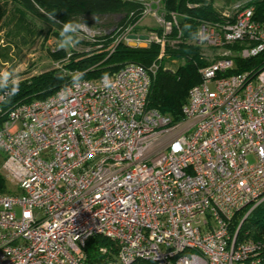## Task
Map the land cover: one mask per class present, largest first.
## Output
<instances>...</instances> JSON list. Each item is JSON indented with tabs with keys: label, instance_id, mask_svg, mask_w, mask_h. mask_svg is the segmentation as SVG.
I'll list each match as a JSON object with an SVG mask.
<instances>
[{
	"label": "built area",
	"instance_id": "1",
	"mask_svg": "<svg viewBox=\"0 0 264 264\" xmlns=\"http://www.w3.org/2000/svg\"><path fill=\"white\" fill-rule=\"evenodd\" d=\"M120 1L143 6L120 35L128 43L152 10ZM240 5L232 21L199 24L195 43L214 59L178 123L147 108L155 64L8 108L0 91L1 169L20 192L0 193V264H87L95 237L115 248V264L259 263L264 242L237 243L241 224L229 233L239 210L264 201V66L232 72L264 53V26ZM175 17H163L161 37L134 42L163 47Z\"/></svg>",
	"mask_w": 264,
	"mask_h": 264
},
{
	"label": "trees",
	"instance_id": "2",
	"mask_svg": "<svg viewBox=\"0 0 264 264\" xmlns=\"http://www.w3.org/2000/svg\"><path fill=\"white\" fill-rule=\"evenodd\" d=\"M2 1L0 4V25L7 14L6 6L10 4L12 10L22 18L29 14L48 24V32L57 29L62 33L69 34L80 23L89 24L92 19L120 16V21L113 27L115 32L109 31L107 34L102 31L98 32V34L105 33L106 35L100 38L104 45L97 54L87 56L84 53H71L67 56L68 54L59 49L50 53L53 60L59 62L67 57V61H61L58 68L19 81L10 82L0 78V91L8 92L4 108L45 99L73 81L93 80L109 76L125 64H136L143 68H149L155 64L157 71L150 83L147 108L170 117L173 123H178L182 120L181 110L186 103L187 93L192 86L199 83V70L206 65L200 60L197 48L181 44L177 49H170L166 46L167 41L176 39L184 41L186 38H193L201 22L232 21L237 11L218 14L212 8L215 1L230 7L249 1L253 8L252 19L264 26V0H161L165 22H171V14H174L179 18L178 24L173 25L170 33L165 36L166 42L163 47L155 42H150L145 48H131L127 46V42L120 39L119 35L139 20L143 10L141 4L120 0ZM119 25L120 28H117ZM54 34L59 35L57 32ZM156 35L161 37L162 30L158 31ZM174 60L180 61L177 68L170 70L165 67L166 62ZM235 64L236 70L232 71L233 73L260 69L264 66V53L248 60H236ZM1 164L0 193H5L7 181ZM248 210L249 207H245L234 215L229 227L231 235L236 231ZM244 239L264 242V201L245 216L239 226L236 242H241ZM99 246H107L109 253L99 254ZM115 253V248L103 239L93 238L86 243L87 264H115ZM259 259L258 264H264V247Z\"/></svg>",
	"mask_w": 264,
	"mask_h": 264
},
{
	"label": "rangeland",
	"instance_id": "3",
	"mask_svg": "<svg viewBox=\"0 0 264 264\" xmlns=\"http://www.w3.org/2000/svg\"><path fill=\"white\" fill-rule=\"evenodd\" d=\"M146 1L150 5L152 13L143 17L133 28L130 39L135 38L141 41V38H147L150 35L155 36L158 31L163 30L161 20L164 17V12L161 0ZM2 2L0 0V4ZM248 5H250L249 1L241 2L240 7L243 8ZM6 8L7 14L0 25V78L10 82L23 80L24 78L58 68L57 66H60L61 61H67V57L63 60L61 59L60 62L53 60L50 53L55 50L62 49L68 54L67 56L71 53H84L87 56L97 54L104 45L100 38L109 31L115 32L113 27L120 21V16L92 19L89 24L80 23L69 34H65L57 29L48 32V24L29 14L22 18L21 15L12 10L10 4ZM212 8L221 15L232 11L230 6H225L217 1L213 3ZM178 21L179 18L175 17L176 24H178ZM198 27L193 38H186L184 41L183 39L168 40L166 46L170 49H177L181 44L193 46L198 49L200 60L207 66L213 62L214 50L207 42V44H202L201 46L196 45L195 38L199 30ZM117 28H120V25ZM100 31L106 34H98ZM55 32L59 35H55ZM179 64L180 61L178 60L168 61L165 63V67L174 70ZM2 160L3 156L0 152V164ZM6 189L5 194L20 193L14 184L7 183ZM94 239L99 240L102 238L95 237Z\"/></svg>",
	"mask_w": 264,
	"mask_h": 264
},
{
	"label": "water",
	"instance_id": "4",
	"mask_svg": "<svg viewBox=\"0 0 264 264\" xmlns=\"http://www.w3.org/2000/svg\"><path fill=\"white\" fill-rule=\"evenodd\" d=\"M127 46L131 47V48H145L147 45L145 43H143V42L136 43L134 41H130V42L127 43ZM242 222H243V220L241 221V223Z\"/></svg>",
	"mask_w": 264,
	"mask_h": 264
}]
</instances>
